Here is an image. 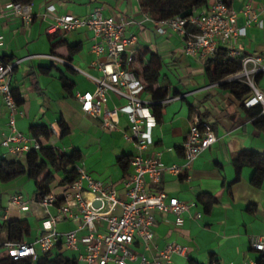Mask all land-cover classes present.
I'll return each instance as SVG.
<instances>
[{"label": "crops", "instance_id": "0c3cea01", "mask_svg": "<svg viewBox=\"0 0 264 264\" xmlns=\"http://www.w3.org/2000/svg\"><path fill=\"white\" fill-rule=\"evenodd\" d=\"M10 1L0 0V58L20 60L12 75V87L21 98L23 111V115L17 117V128L33 135V126L49 127L52 134L39 138L43 145L66 153L79 150L82 158L78 165L115 190L120 198L127 199L126 181L133 168L129 164L124 170L120 159L131 158L136 151L123 137L124 131L129 129L127 117L121 114L117 128H103L99 118L82 110L77 97V93L93 91L95 83L72 66L43 55L57 54L97 76L100 71L95 62L105 57L97 58L92 53L91 32L78 28L67 33H48L49 25L56 16L65 13L85 16L99 8L107 16L128 21L125 33L138 36L136 71L145 85L141 95L152 98L146 89L152 83L155 89L166 88L167 98L173 99L161 106L153 129L154 143L146 154L159 156L166 166L182 163L183 143L197 114L210 124L218 137L194 160L189 175L177 176L164 171L158 183L148 181L151 193L164 190L169 197L193 205L183 214L181 223L176 222L173 213L153 211L156 217L154 239L148 246L137 240L133 250L153 258L167 244L178 243L187 247V254H173L168 264H210L214 260L220 264H258L261 253L251 247L250 240L252 235L264 233V179L260 186L253 185L254 167L244 165L238 172L235 159L242 151L264 154V132L254 125L243 101L229 89L210 82L205 64L184 52V43L178 34L158 33L139 0H33L30 6L34 20L29 26L8 7ZM50 4L56 6V11L44 16ZM246 4L264 20V0H230V6L236 11ZM208 5L196 11L203 12ZM245 22V16L240 14L237 25L243 26ZM237 47L245 54L264 52V27L252 23L246 35L237 38ZM153 53L157 58L152 64ZM259 74L255 77L256 84L264 90V72ZM64 79L71 83L70 89L64 86ZM250 94L244 95V99ZM124 104V99L109 94V107ZM62 124L68 127L65 134ZM6 133L8 110L0 93V164L25 165L27 153H12L2 148ZM46 175L47 172L40 179ZM61 178L62 173L56 172L51 193L57 199L63 197L64 202L66 193L72 189L60 185ZM16 192L30 200L28 210L10 203ZM39 198L35 181L27 173L9 182L0 180V239H8L9 235L2 228L3 223L15 219L27 220L30 225V233L23 241L34 242L39 237L47 212ZM51 212L56 213V208L51 207ZM120 212L117 208L116 213ZM75 226L76 221L65 220L59 223L58 229L67 231ZM61 250L66 257L78 258L79 251L63 247Z\"/></svg>", "mask_w": 264, "mask_h": 264}, {"label": "built area", "instance_id": "2783aa9c", "mask_svg": "<svg viewBox=\"0 0 264 264\" xmlns=\"http://www.w3.org/2000/svg\"><path fill=\"white\" fill-rule=\"evenodd\" d=\"M8 7L27 26L33 22L34 14L30 4L11 0ZM55 11L56 6L50 4L43 14L48 16ZM240 14L246 18L243 26L237 25ZM147 17L158 33L178 34L183 40L184 52L204 64L218 51L219 45L228 44L229 55L241 58V69L222 82L240 80L247 83L251 94L243 103L246 107L260 105L264 115V90L256 84L255 79L257 74L264 72V52L245 54L237 47V38L245 36L247 27L252 23L264 27V20L259 19L257 11L250 4L236 11L224 0H211L205 11L193 10L188 16L177 15L163 20L154 19L150 15ZM127 23L126 20L105 15L99 8L85 16L72 13L56 16L55 21L49 25L48 33H67L78 28L91 32L92 53L97 58L105 57V60L95 62L100 71L97 76L75 67L57 54L43 55L72 66L95 83L93 91L77 93V97L81 101L82 110L99 118L103 128H117L121 114L127 117L129 129L124 131L123 137L136 150L130 159L133 171L126 181L127 199L120 198L102 180L95 179L82 166H78L79 177L70 186L72 190L66 193L64 202L57 204L58 199L52 193L40 196L39 201L47 212L42 232L34 242L0 239L3 253L13 259L30 257L35 260L40 251H51L56 244H61L67 250L79 251V264H168L173 254H187V247L178 243L167 244L153 258L133 250L137 240L148 246L154 239L156 217L153 211L173 213L176 222L181 223L183 214L193 205L177 197H169L164 190L151 193L147 183H158L164 171L177 176L183 173L189 175L194 160L210 148L218 137L210 124L197 114L183 143L182 163L166 166L159 156L146 154L154 143L153 129L157 124V116L153 111L155 101L141 95L145 85L136 71L138 36L125 33ZM19 63L20 60L4 62L0 58V93L8 110V133L4 135L1 146L7 152L27 153L42 148L43 144L37 137L27 135L17 128V117L23 115V111L14 96L12 75ZM213 84L219 85L221 82ZM110 93L124 99V106L109 107ZM171 100L166 98L161 103ZM86 193H91L93 197L87 199L84 196ZM96 200L101 201L100 207L93 205ZM29 202L21 192H16L10 200L12 205L23 211L29 209ZM51 207L56 208V213L51 212ZM117 208L121 209L120 213H116ZM65 220L76 221V226L60 231L58 225ZM250 243L254 250L264 252V233L252 235ZM210 264L220 263L214 260Z\"/></svg>", "mask_w": 264, "mask_h": 264}, {"label": "trees", "instance_id": "16d2710c", "mask_svg": "<svg viewBox=\"0 0 264 264\" xmlns=\"http://www.w3.org/2000/svg\"><path fill=\"white\" fill-rule=\"evenodd\" d=\"M26 4H31L33 0H14ZM143 11L150 14L151 17L157 20L169 19L177 15L188 16L193 10L208 5L211 0H139ZM230 5V0H224ZM157 54L151 55V62H155ZM4 62L5 61L2 59ZM206 74L211 83H219V86L224 89H229L236 98L244 101V95L251 91L250 86L240 80H233L222 82L229 76L237 73L241 69V58L232 57L229 55V48L225 45H219L218 51L209 57L205 63ZM261 74L258 75V77ZM64 86L70 89L71 83L64 79ZM15 99L18 105L21 104V98L17 96L14 88L12 87ZM147 91L151 93L152 100L155 101L153 111L156 116L162 106L161 101L167 98L166 88H154L152 83L147 86ZM250 117L254 119V125L264 132V115L261 113V106L255 105L246 107ZM63 133L68 132V127L62 124ZM33 136L38 139L40 136L49 137L52 134V129L47 126H33ZM82 158L79 150H74L66 153L58 148L43 145L40 149H32L26 154V164L21 163L16 165L3 166L0 164V180L9 182L19 176L27 173L29 178L35 181L37 192L40 196L48 195L52 192L51 185L55 180V173H62L60 185L70 188L73 182L79 177L78 163ZM131 158H121L120 164L125 170L130 164ZM235 164L238 172L244 165H252L254 173L251 182L255 186H260L264 179V154L254 151H242L235 159ZM47 172V175L40 179V177ZM63 197L58 199L57 204L62 202ZM9 233L8 240L21 242L24 236L30 233V225L27 220L15 219L5 221L2 225ZM56 248V251H55ZM62 245L56 244L55 247L48 252L39 254L37 259L30 257L13 259L11 256L3 253L0 254V264H79L77 258L66 257L63 253ZM261 257L258 264H264V252H260Z\"/></svg>", "mask_w": 264, "mask_h": 264}, {"label": "water", "instance_id": "95a60500", "mask_svg": "<svg viewBox=\"0 0 264 264\" xmlns=\"http://www.w3.org/2000/svg\"><path fill=\"white\" fill-rule=\"evenodd\" d=\"M95 207H100L101 206V201L100 200H96L94 201V204H93Z\"/></svg>", "mask_w": 264, "mask_h": 264}, {"label": "bare ground", "instance_id": "6f19581e", "mask_svg": "<svg viewBox=\"0 0 264 264\" xmlns=\"http://www.w3.org/2000/svg\"><path fill=\"white\" fill-rule=\"evenodd\" d=\"M86 198H90L92 195L91 194H85L84 195Z\"/></svg>", "mask_w": 264, "mask_h": 264}, {"label": "rangeland", "instance_id": "374dc122", "mask_svg": "<svg viewBox=\"0 0 264 264\" xmlns=\"http://www.w3.org/2000/svg\"><path fill=\"white\" fill-rule=\"evenodd\" d=\"M3 252H4V249L3 248H0V254H2Z\"/></svg>", "mask_w": 264, "mask_h": 264}]
</instances>
